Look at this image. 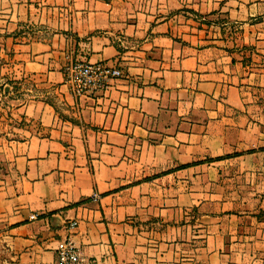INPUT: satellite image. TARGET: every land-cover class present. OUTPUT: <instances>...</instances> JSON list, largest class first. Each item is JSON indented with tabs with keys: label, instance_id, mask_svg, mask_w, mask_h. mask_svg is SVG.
I'll return each mask as SVG.
<instances>
[{
	"label": "crops",
	"instance_id": "obj_1",
	"mask_svg": "<svg viewBox=\"0 0 264 264\" xmlns=\"http://www.w3.org/2000/svg\"><path fill=\"white\" fill-rule=\"evenodd\" d=\"M0 91L12 264H264V0H0Z\"/></svg>",
	"mask_w": 264,
	"mask_h": 264
},
{
	"label": "built area",
	"instance_id": "obj_2",
	"mask_svg": "<svg viewBox=\"0 0 264 264\" xmlns=\"http://www.w3.org/2000/svg\"><path fill=\"white\" fill-rule=\"evenodd\" d=\"M66 80L72 93L77 96L94 94L109 89L113 80L123 76L120 68L109 66L103 62H87L71 60L65 70ZM93 198L97 200L98 194ZM36 214L30 215V220L37 219ZM77 227V221H72L66 226L68 236L58 242L56 246L57 264H83L85 259L81 251L71 241V235Z\"/></svg>",
	"mask_w": 264,
	"mask_h": 264
},
{
	"label": "rangeland",
	"instance_id": "obj_3",
	"mask_svg": "<svg viewBox=\"0 0 264 264\" xmlns=\"http://www.w3.org/2000/svg\"><path fill=\"white\" fill-rule=\"evenodd\" d=\"M0 264H12L11 253L9 252L7 243L4 240L1 233H0Z\"/></svg>",
	"mask_w": 264,
	"mask_h": 264
}]
</instances>
